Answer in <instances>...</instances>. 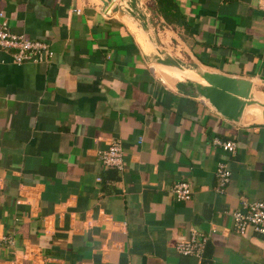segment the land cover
<instances>
[{
  "label": "crops",
  "instance_id": "1",
  "mask_svg": "<svg viewBox=\"0 0 264 264\" xmlns=\"http://www.w3.org/2000/svg\"><path fill=\"white\" fill-rule=\"evenodd\" d=\"M168 1L167 24L154 0H126L110 17L98 0H0L10 31L52 53L16 65L0 51V238L13 237L0 243V264H264V237L237 235L230 217L264 200L261 109L244 106L229 122L192 78L151 59L154 45L249 82L263 102L264 14L258 0ZM113 140L121 172L97 158ZM219 162L229 172L222 193ZM177 182L188 201L173 199ZM191 230L207 237L200 259L174 249Z\"/></svg>",
  "mask_w": 264,
  "mask_h": 264
},
{
  "label": "built area",
  "instance_id": "2",
  "mask_svg": "<svg viewBox=\"0 0 264 264\" xmlns=\"http://www.w3.org/2000/svg\"><path fill=\"white\" fill-rule=\"evenodd\" d=\"M258 9L264 14V0L257 1ZM78 13V10L76 11ZM0 51L7 52L12 62L16 65L27 63H40L45 58L52 56L48 45L45 42L26 39L22 35L10 31L8 21L0 11ZM210 145L218 147L222 152L232 155L235 152V145L232 141L213 139ZM100 165L105 169L121 172L123 169L122 148L119 140H113L106 150L97 154ZM215 186L214 192L222 193L229 180V172L225 164L219 162L214 169ZM99 181V179H97ZM176 202H185L190 199L191 191L185 182H177L169 189ZM234 232L242 236L247 231L264 237V200L241 203V210H234L230 213ZM207 237L191 230L187 239L178 240L174 246L176 253L180 256H192L200 259L203 254ZM0 243L11 246L13 237L0 238Z\"/></svg>",
  "mask_w": 264,
  "mask_h": 264
},
{
  "label": "water",
  "instance_id": "3",
  "mask_svg": "<svg viewBox=\"0 0 264 264\" xmlns=\"http://www.w3.org/2000/svg\"><path fill=\"white\" fill-rule=\"evenodd\" d=\"M126 0H98L99 12L110 17L125 12ZM154 66L173 70L176 73L192 78L195 95L206 101L212 109L229 122H236L244 106L261 109V118L264 121V93L263 102L249 94V82L223 77L217 73H210L193 69L172 59L169 55L151 46ZM242 82V83H241ZM242 84V87L241 85Z\"/></svg>",
  "mask_w": 264,
  "mask_h": 264
},
{
  "label": "trees",
  "instance_id": "4",
  "mask_svg": "<svg viewBox=\"0 0 264 264\" xmlns=\"http://www.w3.org/2000/svg\"><path fill=\"white\" fill-rule=\"evenodd\" d=\"M155 5L157 6V13H159V15L163 18L165 23H172V21H170V17L171 15H168V10H173L175 13V18H176V10L173 7V5L168 1V0H154ZM163 2L165 3V5H163ZM176 22V21H174Z\"/></svg>",
  "mask_w": 264,
  "mask_h": 264
},
{
  "label": "bare ground",
  "instance_id": "5",
  "mask_svg": "<svg viewBox=\"0 0 264 264\" xmlns=\"http://www.w3.org/2000/svg\"><path fill=\"white\" fill-rule=\"evenodd\" d=\"M149 44L146 42V51H149L150 49H149V46H148Z\"/></svg>",
  "mask_w": 264,
  "mask_h": 264
},
{
  "label": "rangeland",
  "instance_id": "6",
  "mask_svg": "<svg viewBox=\"0 0 264 264\" xmlns=\"http://www.w3.org/2000/svg\"><path fill=\"white\" fill-rule=\"evenodd\" d=\"M143 8H144V6H143ZM145 8H146L147 10H149L148 7L145 6Z\"/></svg>",
  "mask_w": 264,
  "mask_h": 264
}]
</instances>
